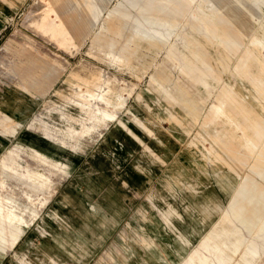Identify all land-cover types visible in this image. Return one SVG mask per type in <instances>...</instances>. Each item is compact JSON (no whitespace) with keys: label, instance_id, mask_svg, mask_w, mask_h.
Returning a JSON list of instances; mask_svg holds the SVG:
<instances>
[{"label":"rangeland","instance_id":"obj_1","mask_svg":"<svg viewBox=\"0 0 264 264\" xmlns=\"http://www.w3.org/2000/svg\"><path fill=\"white\" fill-rule=\"evenodd\" d=\"M71 1L86 24L91 0ZM94 1L101 8L94 32L73 44L67 21H41L45 5L57 14L68 0L58 6L55 0H0V90L23 91L16 99L29 94V129L82 154L85 167L90 153L105 161L97 157L110 147L106 122L130 129L141 141L127 139L134 154L124 158L135 190L122 204L119 191L107 196L98 188L105 177L65 175L66 160L9 143L0 155V264H202L204 257L211 264H264V211L258 210L264 205V61L256 54L264 40V0L237 2L255 13L249 36L216 0H146L138 27L108 13L119 0ZM156 6L173 16L158 14ZM30 15H37V28ZM215 26L239 47L234 65L232 50L209 33ZM50 36L69 42L62 47ZM248 39L254 43L245 45ZM214 101V122L234 140L237 125L243 143L245 162L229 160L238 170L232 188L253 181L252 191L242 186L233 202L243 210L233 225L220 221L230 188L206 170L210 164L198 151L213 146L227 157L209 125ZM241 108L244 113L235 112ZM10 124L9 133L20 123ZM61 183L71 184L67 189L79 201L73 210L56 207L68 222L64 229L42 207ZM205 194L221 206L214 210ZM210 236L217 240L204 239Z\"/></svg>","mask_w":264,"mask_h":264},{"label":"crops","instance_id":"obj_2","mask_svg":"<svg viewBox=\"0 0 264 264\" xmlns=\"http://www.w3.org/2000/svg\"><path fill=\"white\" fill-rule=\"evenodd\" d=\"M238 1L239 0H216L214 2L217 4L220 11L225 15V17H227V19H229L230 22L238 29V31H240L242 34L246 36H249L252 32H254L253 29L255 25V23H253L254 21L251 22L249 20V16L251 14L255 15V13H253L250 10L249 7L251 6L248 5L246 2L240 3L242 10L239 9V4L237 3ZM91 2H92L91 8H89L87 12L88 21H86V24H84L80 16L75 17L74 7H73V3L71 0H68V3H66L64 7L56 11L57 17L61 22L67 21L68 29L65 27L66 28L65 31L69 32L71 42L73 44H75L78 40L80 41V44H81L86 37H89L90 32L93 31L94 25L97 23L99 19L97 8H100V6L94 0H91ZM145 2L146 0H119L111 8H108V13L118 15L119 17L124 19L126 22H129L130 24L138 27L142 23L141 20H142V13H143ZM55 3H56V6H58L59 0H55ZM45 6H46V11H48L49 6L48 5H45ZM244 11L248 15L246 13L245 14L240 13V12L244 13ZM253 11L256 12L255 9H253ZM71 12H73V14H71ZM36 16L29 19V24L37 28V24H35ZM55 18L56 16L53 15L52 19L50 20L47 19L48 23L50 24L53 23ZM261 19H264V17H262ZM99 26H104L103 15L100 17ZM110 28L114 29L118 27L113 26ZM44 32L47 33V31H44ZM48 32H50V30ZM209 33L212 37H214L215 41L217 42L218 45L221 46L222 49L230 48L232 50L231 53H232L233 62H234L233 65H234L236 59L238 58L237 56H238L239 47L237 46V44L231 41L227 36H225V34L217 26H215L213 30L209 31ZM50 37L59 46H62V47H64L65 44L69 42L68 39L66 41L64 40L58 41L57 37H54V36H50ZM248 41L249 39L245 42V45L247 44ZM262 42H263L262 46H258L259 47L258 49L256 48L257 49L256 54L259 60L264 61V40ZM106 52L115 54L112 51H106ZM205 61L208 64L212 65L211 61L208 58H206ZM50 67H51V70H55V71L58 70L54 66H50ZM19 93L24 94L23 91H20L17 89H13L11 94L6 89L0 90V155L2 154V152L5 151L4 147L8 145L9 143H15V144H19L22 146L34 147L38 151H40L41 153H43L44 155H46L47 157L51 159H56L60 161L66 160L67 163H65L66 164L65 173H64L65 175L68 174V172H70L71 175L74 173H77V175L82 176L84 171H88L90 174L89 176L105 177V183L99 184L101 186H99L98 188L103 187V191L106 193L107 196L115 195L119 191L118 199H120L122 204H124L127 201L126 192L135 190V187L131 186V182H129L128 179L126 178V176L129 175V173L126 172V167H125L126 161L124 158L127 156L129 157L132 154H134L133 149L130 148L129 145H127V139L132 140L133 144L137 143L140 145L141 144L140 138L134 132H132L133 134H131L130 129L127 130V127L126 129L123 128V126L119 125V123H116V125H113L112 121L111 123L106 122L108 124L107 126L108 133L106 132L107 134L105 135L104 138H106V136L108 135L107 139L109 140L110 147L108 150L101 151L102 156L97 157V158L101 157V159L105 161L102 163H100L99 161H95L96 158L92 157L93 153H90V156L88 158L89 162L85 163L86 165L85 167L84 164H80L82 159L84 158L82 154L77 153L76 151H74L73 148L61 145L60 142L56 143L57 142L56 140L47 139L43 135L35 134L33 131L29 129L28 125H26L27 122H25L27 119V115H29L28 111L30 108V102L26 100L29 94L27 95L26 93L25 98L16 99L15 95H18ZM215 102L216 101H214V103L212 104L210 112H209L211 116L209 125L213 129H215V131L219 133V136H220L219 138L223 142V146H224L223 149L225 150L227 157H225L224 155H222L216 150L212 151V149H214L213 146L211 147L210 150L208 149V147L203 146L204 151H202L200 148H198V151L200 152L202 157L208 160L210 164L211 171H209L206 168L205 169L208 172L214 171L215 175L221 176L220 177L221 182H224V185L229 186L230 188L229 190L227 189V192L229 195V198L227 200L228 204H226V208L221 216L220 221H222V219L225 218V223L233 225V224L239 223V219L241 217L240 215L243 210L239 212L240 206L236 204V206L234 207L232 200H234L235 198L238 199V192H240L242 186L246 184H250L248 183V181H250L253 184V181H251L250 179H246L245 180L246 182H244V184L240 185L237 183L236 188L235 189L232 188L233 180L231 178L234 177V174L238 176V170L234 167V165L229 160H232L234 163L239 165V164H243L246 158L241 155L239 145L240 144L243 145V143L239 139L240 136L237 133V131L240 130L238 129V126L235 125L236 130H235V133L233 134L236 140H234L231 135L228 136L227 130L223 126H220L218 123L214 122L213 119L216 117L215 110H214ZM241 109H242V112H239V110H236L235 112L244 113V110H243L244 108H241ZM246 109H248V107ZM206 110H207V107L205 109V112ZM204 114H203V117L205 116ZM12 121H15V123L17 124L20 123V124L16 127V129L13 132L9 133L10 129L12 128V125L10 124V122ZM231 122H234V121L231 120ZM231 131L233 132V130ZM195 141L191 144L196 143ZM249 160H252V158H249ZM8 161H11V162L8 163ZM14 161H15V158L13 156L7 158V165L8 166L10 165V167L12 168ZM224 165H227L228 167L223 168ZM11 168L9 169L11 170ZM132 170H136V169H132ZM133 173L135 174V171H133ZM229 176H230V180L228 178ZM69 185L71 184L61 183L59 186L53 185L52 191L50 194L51 196L49 195L46 203L42 206L48 209L47 218H50V220H52L54 224L57 223L59 225L61 224L65 225L68 223L64 218L60 216V214L56 210V207L60 206L59 203H62L64 207H71L72 210L79 207L78 199L74 195H72L67 189V186ZM73 188L75 191L80 192L79 189H76V188H80V185H75V187L73 186ZM248 191L249 192L252 191L251 184L248 186ZM55 195L56 197H54ZM204 201L206 204L211 206L214 210L218 209L221 206L220 201L206 194L204 195ZM85 206H86L85 204H82V207H85ZM93 206L94 205L91 204V208ZM263 206L264 205L262 204L261 208H258V210L262 209V212H263L264 211ZM58 228L64 229L65 227L61 225ZM204 239L217 240L215 236L214 237L210 236V238L204 237Z\"/></svg>","mask_w":264,"mask_h":264},{"label":"bare ground","instance_id":"obj_3","mask_svg":"<svg viewBox=\"0 0 264 264\" xmlns=\"http://www.w3.org/2000/svg\"><path fill=\"white\" fill-rule=\"evenodd\" d=\"M169 4V3H168ZM167 5V4H166ZM169 8H170V6H168ZM156 9H157V12H158V14H164V15H166V16H173V14L171 13V12H169V11H167V10H164V9H162L161 7H159V6H156ZM171 9V8H170ZM32 14V13H31ZM51 15H54V16H56V18L54 19V21H53V24L54 23H57L58 21H59V19H58V17H57V14L56 13H54V11L50 8V7H48V11H47V13H44V16L42 17V19H41V21L42 22H45V21H47V17L48 16H51ZM31 16V15H30ZM34 16H31L30 17V19L31 18H33ZM28 20V19H27ZM249 43L250 44H252V43H254V40L253 39H251V40H249ZM248 45V44H247ZM232 94V93H231ZM223 107V106H222ZM221 109V108H220ZM217 111V110H216ZM215 111V114L216 113H218V111L216 112ZM261 113V112H260ZM258 120H259V118H258ZM8 162H10V161H8ZM243 188V187H242ZM236 199V198H235ZM235 199L234 200H232V203L235 201ZM231 202V201H230ZM210 238V237H209ZM239 242V241H238ZM215 246H217V244L215 243L214 244ZM240 245V244H239ZM210 247V245L208 244V248ZM245 247V246H244ZM217 249H218V246H217ZM224 259V258H223ZM225 260V259H224ZM209 261H210V259H208L207 257H204L203 258V261H202V264H211V263H209Z\"/></svg>","mask_w":264,"mask_h":264}]
</instances>
